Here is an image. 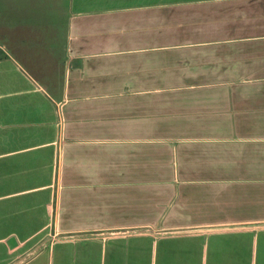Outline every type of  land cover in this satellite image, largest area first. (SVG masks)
I'll use <instances>...</instances> for the list:
<instances>
[{"label":"crops","instance_id":"crops-1","mask_svg":"<svg viewBox=\"0 0 264 264\" xmlns=\"http://www.w3.org/2000/svg\"><path fill=\"white\" fill-rule=\"evenodd\" d=\"M5 24L0 243L188 229V264H264V0H0Z\"/></svg>","mask_w":264,"mask_h":264},{"label":"rangeland","instance_id":"rangeland-1","mask_svg":"<svg viewBox=\"0 0 264 264\" xmlns=\"http://www.w3.org/2000/svg\"><path fill=\"white\" fill-rule=\"evenodd\" d=\"M49 2L52 4L55 0H49ZM9 21L11 22L13 19L10 18ZM14 27L13 24L0 25V48L7 49L20 59L17 51L12 47ZM60 27L59 35L61 36L63 26ZM59 42H62V38ZM24 65L27 66L26 64ZM262 191L264 190H261V195ZM0 206L2 207V203H0ZM6 222V220L0 222L2 223V226H0V237L14 229L11 222ZM39 226L40 223L36 221H31L27 224L29 231H33L35 227ZM189 233L188 229L175 232L132 231L114 234L85 233L58 234L55 236L53 233V236L47 237V241L46 238L41 236L40 242L31 248H26L27 246L23 245L19 249H12L5 243H0V264H26L29 259L39 253L41 255L38 258L42 260L41 262H46V264H155L154 247L156 246L155 241L159 240V238H162L161 246H163L162 250H164L165 256L160 253L158 264H167V252H169V256H175L170 258L168 264H173L171 260L177 264H188L186 250ZM21 234L25 235L26 232H21ZM163 258L165 262L162 261Z\"/></svg>","mask_w":264,"mask_h":264}]
</instances>
